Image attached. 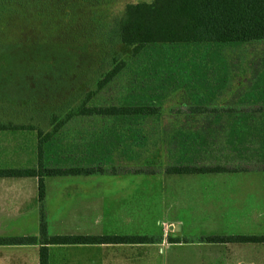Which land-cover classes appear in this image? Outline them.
<instances>
[{"label": "crops", "instance_id": "crops-1", "mask_svg": "<svg viewBox=\"0 0 264 264\" xmlns=\"http://www.w3.org/2000/svg\"><path fill=\"white\" fill-rule=\"evenodd\" d=\"M217 44L219 58L203 64L210 68L188 76L179 59L131 60L133 73L115 90L159 100L110 107L157 112L77 116L44 144L45 168L104 169L44 178L47 225L63 227L57 236L163 230L154 243L50 245L49 264H264V243L201 240L264 236V115L254 111L264 106V45ZM38 143L33 130L0 131V170L38 168ZM181 166L248 170L167 171ZM38 185V177H0V238H15L8 227H39ZM40 248L0 245V264H39Z\"/></svg>", "mask_w": 264, "mask_h": 264}, {"label": "trees", "instance_id": "trees-1", "mask_svg": "<svg viewBox=\"0 0 264 264\" xmlns=\"http://www.w3.org/2000/svg\"><path fill=\"white\" fill-rule=\"evenodd\" d=\"M59 1L0 0V6H15L29 12H36L40 9L48 11ZM95 1L100 2L101 0ZM39 27L44 26L40 24ZM95 31L94 37L101 39L100 42L82 40L70 43L68 39H61L54 43L55 47L50 43L43 44L30 39H27L29 42L25 43L0 40V90L5 93L8 92V86H12L13 92L18 91L17 86L21 79L27 83L26 87L33 89L31 92H38L40 82L50 80L51 67H54L52 64L73 61L79 65H88L85 78L77 80L73 86L69 87V90L73 91L71 93L73 100L69 99L65 102L62 95L66 90L63 88L60 90L63 92L61 99L52 101L54 107L50 108L48 104L46 110L42 112L37 109L26 115L24 111H18L21 110L20 106L16 107L14 102L17 97L8 100L13 107L10 110L0 107V131L33 130L39 136L38 168L4 169L0 170V177H38L40 205L39 238H0V245H36L39 243L41 246L39 264H49L48 246L50 245L145 244L154 241L153 238L146 236H50L47 231L45 214L44 178L91 174L96 171L102 172L104 169L45 168L43 166L44 144L67 122L77 116L154 114L157 112L155 107H90L88 103L126 67L128 58L137 55L147 45L264 41V0H153L150 3L127 4L122 16L117 17L113 25L103 20L101 23L98 22ZM95 42L100 45L104 44L106 47L107 45L124 46L130 48L131 53L128 57L122 56L121 53L109 57H96L94 56L96 53L88 50ZM96 59L99 61L98 69L91 72V65ZM88 72L90 75H87ZM13 95L14 93H11L9 98H13ZM4 98L6 97L0 95V100L3 101ZM254 111L262 112L264 115V106ZM41 113H43L42 117ZM18 117L22 118L23 122H19ZM36 119L43 120L44 123L47 121L46 124L50 130L44 132L43 128L36 124ZM262 169L264 170V166ZM247 170L248 168L245 167L222 166H181L167 169L169 173L175 174ZM201 240L210 243H264V236H211Z\"/></svg>", "mask_w": 264, "mask_h": 264}, {"label": "rangeland", "instance_id": "rangeland-1", "mask_svg": "<svg viewBox=\"0 0 264 264\" xmlns=\"http://www.w3.org/2000/svg\"><path fill=\"white\" fill-rule=\"evenodd\" d=\"M59 1V0H58ZM153 0H101L100 2L95 0H82V1H59L56 5H53L51 10L44 11L38 10L36 12H29L21 10L19 7L15 6H0V40H6L14 43H25L29 42L27 39H30L34 42L39 43H50L51 46L55 47L56 42L61 39H68L70 43H76L82 40L87 41H98L101 39L95 38L96 33L95 29L98 26V22L109 23L113 25L117 17L122 16L124 9L127 4H136V3H150ZM42 24L44 27H39ZM33 34V36H32ZM253 43H259V45H264V41H258ZM218 49L222 47L220 44H176V45H167V44H150L145 46L137 55L128 58L127 65L131 64V60L139 59L141 63H145L148 60H159L170 62L172 59L181 60V66L184 69H187L188 72L184 76L194 74V70L201 69L202 72L209 69L210 67L204 66L203 64H208L211 59H218L217 55H212L213 48ZM224 47V46H223ZM92 53H96V57H109L110 55L115 56L116 53H121L122 56L128 57L131 53L130 48H125L124 46L116 47L114 45H100L95 42L92 48L88 49ZM69 51V49H67ZM215 52V51H214ZM127 54V55H126ZM253 57H256V53L252 54ZM99 59V58H98ZM98 59L91 65V72L97 71L99 64ZM144 59H148L145 62ZM200 63V67L198 66ZM247 64V63H246ZM52 76L50 80L41 81L38 85L40 89L38 92H31L33 89L27 86V83L21 79L19 85L17 86L18 91L13 92L12 86H8V92L0 90V95L5 96L4 100H0V107L10 110L11 103L9 99H14L16 107H19L24 111L26 115L30 114V111H35L39 109L41 112L46 110V107L53 108L52 101H58L61 99L63 92H60L61 89L65 88V93L62 95L65 102L69 99L73 100L71 93L73 91L69 90L70 86H73L77 80H83L85 78V72L88 71V65H79L73 61L62 62L52 64ZM119 77H117V82L109 84L114 85L113 88H106L96 97H94L89 103L90 107H110L112 105H122V106H132L136 104H151L158 98H137L134 95H130L125 89L115 90L117 85L126 84V79L121 78L124 74L128 75L132 72L133 66H128ZM132 65V64H131ZM146 67L141 66L140 72H145ZM21 71V70H20ZM22 74V73H20ZM87 75H90L89 72ZM144 76V74H142ZM90 77V76H89ZM124 77V76H123ZM121 79V82L118 81ZM23 82V85H22ZM152 84V82H150ZM81 83L79 82V85ZM16 85V84H15ZM14 85V86H15ZM14 93L13 98H9L10 94ZM70 94V95H69ZM156 97V96H154ZM18 103H17V102ZM75 104V103H74ZM58 106V105H57ZM15 109V108H14ZM5 116V114H4ZM43 116V113L40 114ZM19 118V122L22 118ZM42 120V119H41ZM36 124L41 126L44 132H48L50 127L47 126V121H39L36 119ZM116 169V168H115ZM115 169H110L113 171ZM73 228V227H68ZM90 229V228H89ZM40 232L39 227H35L33 230L32 226H23V227H8V232L12 237H21L25 232ZM162 227H152L151 236L154 242L161 234ZM47 231L50 236H57V233H63V227L57 226H48ZM163 231V230H162ZM149 232V231H147ZM61 233V235H63ZM40 235V233H39ZM157 236V237H156ZM148 237V236H146Z\"/></svg>", "mask_w": 264, "mask_h": 264}]
</instances>
